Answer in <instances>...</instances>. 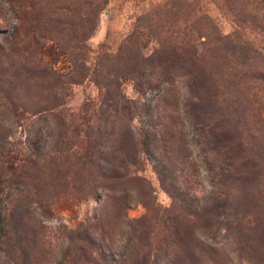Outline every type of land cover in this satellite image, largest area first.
I'll use <instances>...</instances> for the list:
<instances>
[{"label":"rangeland","instance_id":"374dc122","mask_svg":"<svg viewBox=\"0 0 264 264\" xmlns=\"http://www.w3.org/2000/svg\"><path fill=\"white\" fill-rule=\"evenodd\" d=\"M0 264H264V5L0 0Z\"/></svg>","mask_w":264,"mask_h":264},{"label":"trees","instance_id":"16d2710c","mask_svg":"<svg viewBox=\"0 0 264 264\" xmlns=\"http://www.w3.org/2000/svg\"><path fill=\"white\" fill-rule=\"evenodd\" d=\"M258 2L262 5H264V0H258ZM142 146L144 147V149L146 150V152L148 153L149 151V146H150V138H149V134L148 132H145L143 137H142Z\"/></svg>","mask_w":264,"mask_h":264}]
</instances>
